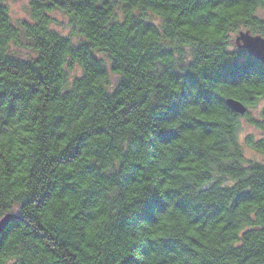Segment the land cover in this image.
<instances>
[{"label": "clouds", "instance_id": "1", "mask_svg": "<svg viewBox=\"0 0 264 264\" xmlns=\"http://www.w3.org/2000/svg\"><path fill=\"white\" fill-rule=\"evenodd\" d=\"M169 2L183 7V0ZM217 2L200 0L206 6ZM235 2L238 15L222 20L213 15L215 9L204 8L205 19L220 33L211 42L186 37L177 27L178 21L164 25L166 13L161 12L155 18L156 26H166L169 35L165 40L160 33L159 46L171 45L172 54L153 60L150 75L141 79L149 65L139 63L140 52L147 45L137 26L154 19L145 0H81L85 11L100 7L104 13L87 16L103 22L105 38L97 36L93 41L96 46L90 50L82 45L79 55L57 57L62 61L56 69L61 79L54 83L66 100L50 104L47 114L41 110V119L33 128L35 135L43 130L45 137H64L59 145L50 141L48 146L54 151L63 149L60 155L71 153V166L49 167L47 155L38 159V145L31 138L18 149L25 153V169L32 168L34 175L15 189L7 179L3 182L7 193L0 195V264H46L44 250L32 239L41 224L54 229L73 247L84 249L76 257L80 264H264V244L239 240L240 247L230 241L221 244L208 228L195 223L209 214L214 199L226 193L186 177H162L160 170L168 172L170 161L155 147L156 136L145 135L148 129L165 127V119L190 118L192 105L230 104L213 89L240 71L233 65L238 49L248 41L264 44V0ZM56 14L68 29L61 39L70 37L67 43L73 48L91 38L85 35L90 31L85 24L87 16L67 24L73 16L71 10L64 13L57 9ZM109 21L122 24L112 31ZM20 39H24L22 33ZM90 51L96 54L92 59ZM133 72L137 73L133 87L125 89L122 78ZM262 76L261 71L249 67L239 78ZM157 82L159 88L154 86ZM137 83L142 95L135 92ZM14 95L13 90L7 98L0 96V133L5 142L9 137L13 141L18 138L21 119L31 126L36 112L34 102L25 99L15 102L17 110L11 114L8 105L14 103ZM131 100L135 105L128 103ZM142 163L143 173L138 174ZM10 216L15 217L14 222H8ZM192 228L205 237V243L195 251L189 243Z\"/></svg>", "mask_w": 264, "mask_h": 264}, {"label": "trees", "instance_id": "2", "mask_svg": "<svg viewBox=\"0 0 264 264\" xmlns=\"http://www.w3.org/2000/svg\"><path fill=\"white\" fill-rule=\"evenodd\" d=\"M4 2L5 0H0V96L7 98L13 90L15 91L12 97L14 103L8 105L11 114H15L17 110L15 102L25 99L34 102L36 112L31 118V126H25L21 119V126L17 129L18 138L15 141L9 137V140L5 142L4 134L0 133V195L7 193V190L3 189L5 179L10 181L15 189L23 187L24 179L33 177L32 168L24 167L25 153L18 152V149L29 143L30 138L38 145L40 152L38 159L44 155L48 156L49 167L51 165H62L65 168L71 166L69 159L71 153L60 155L63 149L57 147L54 151L48 146L50 141L59 145L64 137L59 134L54 137H45L43 130L40 135H35L33 128L41 119V110L47 114L50 104L57 100H66L65 94L60 93L54 83L61 79V72L56 69L62 61L57 57L79 55L82 45L90 50L96 46L93 41L97 39V36L100 39L105 38L102 31L103 22L98 17L93 19L92 16H87V13L93 15L104 13L100 12V7L85 11L81 6V0H29L30 17L21 20L19 24L11 21ZM145 6L146 9L152 10L149 14L157 18L161 12L166 13L162 18L164 25L178 21L177 27L186 37L210 42L215 41L220 33L205 19L207 13L204 8L215 9L213 15L221 20L236 16L239 12L235 0H218L217 3L207 6L201 4L200 0H183L182 8L176 7L169 0H145ZM57 9L64 13L69 10L73 12V16L69 17L70 24L73 18L79 21L87 16L85 24L90 31L85 35H90L91 38L82 41V44H76L74 48L67 43L70 37L61 39L62 32L52 25L55 18L51 12ZM104 11L107 12V9ZM108 23L112 31H115L117 24H122L119 21ZM75 27L73 25V28ZM137 28L147 45V49L140 52L139 58L141 66L149 65L140 74V78L145 79L151 73V62L171 55L172 46L168 44L159 46L161 32L164 33L165 40L168 38L166 26L157 28L154 21L143 20ZM21 33L24 39H20ZM22 45H25L28 50L23 55L19 54V50L14 49V46ZM154 45L156 47H153ZM134 47V45L131 46L133 49ZM149 52L153 54L149 55ZM95 55L90 51L89 59ZM233 65L240 70L229 77L233 82L230 79L219 81L213 91L221 96L222 100L226 97L240 100L245 106L243 113L232 111L226 103L208 107L192 105L193 112L190 118L165 119L163 121L165 127L158 131L148 129L145 135L151 133L156 136L155 147L170 161L168 172L164 169L160 170L162 177L166 175L168 179H173L176 176H182L191 179L194 183L205 184L213 191L219 189L221 193H226L214 199L209 205V214L202 221L195 223L208 228L212 237H219L221 244L230 241L236 247H240V244L236 243L238 240L244 243L264 244V239H261L264 237V163L247 158L243 147L244 143L264 152V105L260 110V117L254 118L248 112V108L264 98V76L253 80L239 78L249 67L261 71L264 75V62L241 48L237 50ZM112 70L116 71V68L112 67ZM136 78L135 72L130 76L125 75L122 78L125 81L122 86L125 89L132 88ZM241 85L246 86L241 87ZM154 86L159 88L160 84L157 82ZM141 87L139 83L135 84L137 94L142 95ZM128 103L135 105V100ZM121 112H124L123 108ZM241 118H246L248 123L256 126L261 132L260 136L254 138L248 135L241 142L237 136ZM170 145L171 148H169ZM151 158L155 160L156 152L151 154ZM144 167L143 163L140 164L137 173L142 174ZM4 169H11V171L5 172ZM177 211L183 214L182 209L178 208ZM102 216L103 214L97 219H101ZM79 219L84 222L83 217ZM88 219L90 220L91 217ZM14 221L15 217L8 219V222ZM40 229L32 239L38 248L44 250L46 264H80L76 257L84 251L83 248L73 247L54 229L49 230L43 224L40 225ZM189 231L192 233L189 243L195 251L197 247L205 243V237L198 228H192Z\"/></svg>", "mask_w": 264, "mask_h": 264}, {"label": "rangeland", "instance_id": "3", "mask_svg": "<svg viewBox=\"0 0 264 264\" xmlns=\"http://www.w3.org/2000/svg\"><path fill=\"white\" fill-rule=\"evenodd\" d=\"M7 7L8 15H10L11 21L14 24H19L21 20L28 19L30 17L29 11H30V3L29 0H5L4 2ZM56 11L51 12L52 16L55 18L52 22V25L55 29H58L60 32L67 31V25L64 19H62L59 15L56 14ZM152 15V14H151ZM154 19L150 21L155 22V18H157L155 15H152ZM67 24H70L69 18L67 21ZM14 49L19 50V54L23 53L25 54L28 50L25 47V45L22 46H14ZM264 98H261V100L257 101L253 106L248 108L249 115L257 118L261 116V108L264 105ZM261 134L260 130L254 126L252 123H248L246 118H241L240 120V127L237 132L238 139L243 142L244 138L248 135L257 138ZM244 147V154L249 159H254L257 161H260L264 163V152H260L253 147H250L243 143Z\"/></svg>", "mask_w": 264, "mask_h": 264}, {"label": "water", "instance_id": "4", "mask_svg": "<svg viewBox=\"0 0 264 264\" xmlns=\"http://www.w3.org/2000/svg\"><path fill=\"white\" fill-rule=\"evenodd\" d=\"M244 49L246 50V52H249L258 60L264 62V44H260L256 41H248ZM224 101L230 102V104L227 103L226 104L234 112L243 113L245 110L244 104L238 99L236 100L232 97H226ZM13 217L14 216H10L8 219H11Z\"/></svg>", "mask_w": 264, "mask_h": 264}]
</instances>
